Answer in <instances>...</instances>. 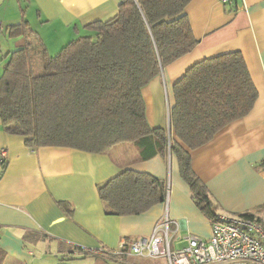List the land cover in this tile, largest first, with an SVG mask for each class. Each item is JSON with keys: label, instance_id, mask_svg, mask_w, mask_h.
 Listing matches in <instances>:
<instances>
[{"label": "crops", "instance_id": "crops-1", "mask_svg": "<svg viewBox=\"0 0 264 264\" xmlns=\"http://www.w3.org/2000/svg\"><path fill=\"white\" fill-rule=\"evenodd\" d=\"M120 1L0 0V75L9 55L26 45L34 62L32 74H42L45 66L35 63L42 60L45 65L46 56L90 34L84 26L113 17ZM185 13L198 42L142 88L146 120L152 129H164L176 140L169 124L174 83L204 58L239 51L258 92L254 107L190 150L191 167L206 186L215 213H252L264 225V0H235L231 5L192 0ZM20 24L19 30L13 29ZM3 149L7 155L0 176L2 264H59L67 256L70 264H167L164 258L106 256L123 242L149 236L165 214L174 246H183L187 234L210 236L211 218L194 203L172 154L143 160L130 143L100 154L29 148L23 137L5 132L0 121ZM124 169L163 180L166 200L137 215H106L97 186Z\"/></svg>", "mask_w": 264, "mask_h": 264}, {"label": "trees", "instance_id": "trees-1", "mask_svg": "<svg viewBox=\"0 0 264 264\" xmlns=\"http://www.w3.org/2000/svg\"><path fill=\"white\" fill-rule=\"evenodd\" d=\"M191 1L121 0L113 17L90 22L84 26L90 34L46 56L40 75L32 74L29 46L17 48L0 75L4 131L23 137L29 148L100 154L130 143L143 160L172 154L194 203L212 219L215 204L192 170L189 151L253 109L258 92L243 55L204 58L174 83L169 124L176 140L148 125L141 95L165 66L196 46L185 13ZM1 167L0 176L5 163ZM97 192L106 215H137L163 203L167 185L146 172L124 169L99 184ZM239 216L255 219L252 213ZM71 260L61 258L59 264Z\"/></svg>", "mask_w": 264, "mask_h": 264}, {"label": "built area", "instance_id": "built-area-1", "mask_svg": "<svg viewBox=\"0 0 264 264\" xmlns=\"http://www.w3.org/2000/svg\"><path fill=\"white\" fill-rule=\"evenodd\" d=\"M234 1L220 0L224 5ZM6 155V150H0L1 163H5ZM170 223L165 214L149 236L123 242L106 256L164 258L167 264H264V225L256 219L216 213L210 221L209 238L187 234L183 246L173 245Z\"/></svg>", "mask_w": 264, "mask_h": 264}, {"label": "rangeland", "instance_id": "rangeland-1", "mask_svg": "<svg viewBox=\"0 0 264 264\" xmlns=\"http://www.w3.org/2000/svg\"><path fill=\"white\" fill-rule=\"evenodd\" d=\"M32 52V51H31ZM32 54L34 55V53L32 52ZM40 60V59H39ZM41 61V63H35L34 65L35 66H37V65H39V66H46V64L44 65V63L42 62V60H40ZM33 60L32 59H30V66H32L33 65ZM172 248H173V246H172ZM61 263V262H60Z\"/></svg>", "mask_w": 264, "mask_h": 264}]
</instances>
